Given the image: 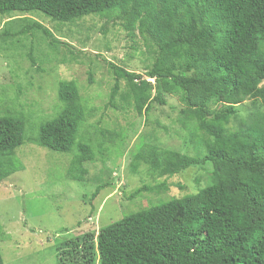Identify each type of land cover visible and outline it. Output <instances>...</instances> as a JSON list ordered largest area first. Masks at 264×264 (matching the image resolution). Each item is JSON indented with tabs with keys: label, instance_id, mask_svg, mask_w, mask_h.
<instances>
[{
	"label": "trees",
	"instance_id": "obj_1",
	"mask_svg": "<svg viewBox=\"0 0 264 264\" xmlns=\"http://www.w3.org/2000/svg\"><path fill=\"white\" fill-rule=\"evenodd\" d=\"M14 13L63 24L96 16L130 39L139 35L153 47V62L143 75L111 65L116 82L108 106L114 107L120 79L131 88L138 116L176 95L188 118L211 138L202 156L142 148L135 158L156 177L210 164V183L196 194L129 214L97 234L64 241L56 264H264V0H0L1 15ZM32 29L59 44L39 23L24 31ZM248 99L263 111L238 130H227ZM58 100L60 108L39 126L37 142L54 153L73 154L68 173L82 179L95 152L101 153L103 132L96 147L77 142L92 110L74 81L59 83ZM24 126L22 116H0V182L15 170L9 159L24 142ZM149 151L155 152L152 159ZM165 188V182L143 185L126 199ZM101 190L97 186L92 198Z\"/></svg>",
	"mask_w": 264,
	"mask_h": 264
},
{
	"label": "rangeland",
	"instance_id": "obj_2",
	"mask_svg": "<svg viewBox=\"0 0 264 264\" xmlns=\"http://www.w3.org/2000/svg\"><path fill=\"white\" fill-rule=\"evenodd\" d=\"M33 22L59 44L50 43L39 30L25 32ZM153 56V47L142 37L136 34L130 39L96 16L63 24L40 14H0V116L19 115L25 122L24 142L9 159L15 170L0 182L3 264H56L57 247L64 241L97 234L129 214L196 194L210 183V164L158 178L135 158L149 145L189 157L206 153L211 138L188 118L178 96L166 95L164 105L153 103L147 114L138 116L131 88L120 79L114 107L108 106L116 82L111 65L143 75ZM61 81H74L92 110L77 142L96 147L103 132L101 153L95 152L82 179L68 173L73 154L54 153L37 142L39 126L60 108ZM257 111H263L258 101L245 100L227 130H238ZM154 153L149 151L148 158ZM3 163L5 167L8 159ZM164 182L161 191L126 199L143 185ZM97 186L102 190L92 198Z\"/></svg>",
	"mask_w": 264,
	"mask_h": 264
},
{
	"label": "built area",
	"instance_id": "obj_3",
	"mask_svg": "<svg viewBox=\"0 0 264 264\" xmlns=\"http://www.w3.org/2000/svg\"><path fill=\"white\" fill-rule=\"evenodd\" d=\"M147 81H152V80H150V79H147Z\"/></svg>",
	"mask_w": 264,
	"mask_h": 264
}]
</instances>
